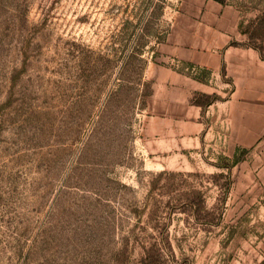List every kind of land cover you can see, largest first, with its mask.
Segmentation results:
<instances>
[{
  "label": "rangeland",
  "instance_id": "obj_1",
  "mask_svg": "<svg viewBox=\"0 0 264 264\" xmlns=\"http://www.w3.org/2000/svg\"><path fill=\"white\" fill-rule=\"evenodd\" d=\"M181 3L0 0V264H264V144L160 45Z\"/></svg>",
  "mask_w": 264,
  "mask_h": 264
},
{
  "label": "crops",
  "instance_id": "obj_2",
  "mask_svg": "<svg viewBox=\"0 0 264 264\" xmlns=\"http://www.w3.org/2000/svg\"><path fill=\"white\" fill-rule=\"evenodd\" d=\"M181 5L160 45L200 68L205 77L189 78L193 90L219 95L208 106L212 114L219 108L217 120L226 131L219 137L233 144L229 156L245 151L259 157L264 144V35H253L243 10L229 1L182 0ZM187 134L191 141L201 140L197 131Z\"/></svg>",
  "mask_w": 264,
  "mask_h": 264
},
{
  "label": "trees",
  "instance_id": "obj_3",
  "mask_svg": "<svg viewBox=\"0 0 264 264\" xmlns=\"http://www.w3.org/2000/svg\"><path fill=\"white\" fill-rule=\"evenodd\" d=\"M219 1H223V0H219ZM239 160V158L238 157H236V159H235V161L234 162H237Z\"/></svg>",
  "mask_w": 264,
  "mask_h": 264
}]
</instances>
